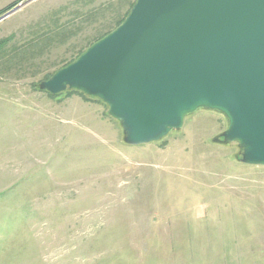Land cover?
<instances>
[{
	"label": "rangeland",
	"instance_id": "obj_1",
	"mask_svg": "<svg viewBox=\"0 0 264 264\" xmlns=\"http://www.w3.org/2000/svg\"><path fill=\"white\" fill-rule=\"evenodd\" d=\"M135 2L33 0L0 20V264H264V166L215 141L225 115L129 145L101 99L39 88Z\"/></svg>",
	"mask_w": 264,
	"mask_h": 264
},
{
	"label": "water",
	"instance_id": "obj_2",
	"mask_svg": "<svg viewBox=\"0 0 264 264\" xmlns=\"http://www.w3.org/2000/svg\"><path fill=\"white\" fill-rule=\"evenodd\" d=\"M39 88L101 99L129 145L161 140L198 110L220 112L228 128L215 141L264 166V0H136Z\"/></svg>",
	"mask_w": 264,
	"mask_h": 264
},
{
	"label": "built area",
	"instance_id": "obj_3",
	"mask_svg": "<svg viewBox=\"0 0 264 264\" xmlns=\"http://www.w3.org/2000/svg\"><path fill=\"white\" fill-rule=\"evenodd\" d=\"M32 1H33V0L22 1V2L19 3L14 9L19 10V9H21L22 7H24L25 5H27L28 3L32 2ZM14 9H12V10H14ZM17 10H16V11H17ZM14 12H15V11H14ZM14 12H11V14L14 13ZM9 13H10V12H9ZM8 15H10V14H6V15L2 16V17L0 18V20L6 18Z\"/></svg>",
	"mask_w": 264,
	"mask_h": 264
},
{
	"label": "crops",
	"instance_id": "obj_4",
	"mask_svg": "<svg viewBox=\"0 0 264 264\" xmlns=\"http://www.w3.org/2000/svg\"><path fill=\"white\" fill-rule=\"evenodd\" d=\"M4 2H6V1H10V0H3ZM0 8H1V6H0Z\"/></svg>",
	"mask_w": 264,
	"mask_h": 264
},
{
	"label": "trees",
	"instance_id": "obj_5",
	"mask_svg": "<svg viewBox=\"0 0 264 264\" xmlns=\"http://www.w3.org/2000/svg\"><path fill=\"white\" fill-rule=\"evenodd\" d=\"M122 23V22H121Z\"/></svg>",
	"mask_w": 264,
	"mask_h": 264
}]
</instances>
